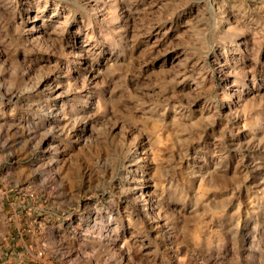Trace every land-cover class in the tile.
I'll return each mask as SVG.
<instances>
[{"label": "rangeland", "instance_id": "obj_1", "mask_svg": "<svg viewBox=\"0 0 264 264\" xmlns=\"http://www.w3.org/2000/svg\"><path fill=\"white\" fill-rule=\"evenodd\" d=\"M0 264H264V0H0Z\"/></svg>", "mask_w": 264, "mask_h": 264}]
</instances>
